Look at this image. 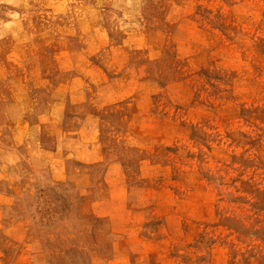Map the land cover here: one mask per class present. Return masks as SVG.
Listing matches in <instances>:
<instances>
[{
	"label": "rangeland",
	"instance_id": "rangeland-1",
	"mask_svg": "<svg viewBox=\"0 0 264 264\" xmlns=\"http://www.w3.org/2000/svg\"><path fill=\"white\" fill-rule=\"evenodd\" d=\"M0 264H264V0H0Z\"/></svg>",
	"mask_w": 264,
	"mask_h": 264
}]
</instances>
